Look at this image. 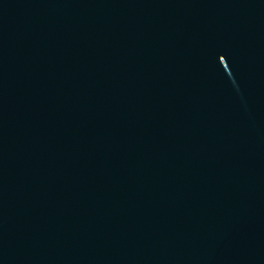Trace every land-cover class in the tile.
<instances>
[{
    "label": "water",
    "instance_id": "95a60500",
    "mask_svg": "<svg viewBox=\"0 0 264 264\" xmlns=\"http://www.w3.org/2000/svg\"><path fill=\"white\" fill-rule=\"evenodd\" d=\"M0 264H264V0H0Z\"/></svg>",
    "mask_w": 264,
    "mask_h": 264
}]
</instances>
